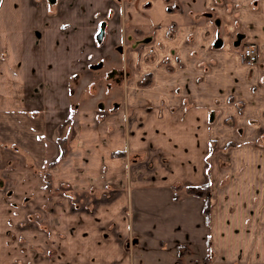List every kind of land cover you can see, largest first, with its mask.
<instances>
[{
    "label": "crops",
    "instance_id": "crops-1",
    "mask_svg": "<svg viewBox=\"0 0 264 264\" xmlns=\"http://www.w3.org/2000/svg\"><path fill=\"white\" fill-rule=\"evenodd\" d=\"M187 7L0 0V264H264V0ZM125 17L177 24L172 72L150 69L151 85L111 111L72 103L80 71L125 52ZM197 187L208 218L184 190ZM88 188L90 209L77 208Z\"/></svg>",
    "mask_w": 264,
    "mask_h": 264
},
{
    "label": "rangeland",
    "instance_id": "rangeland-1",
    "mask_svg": "<svg viewBox=\"0 0 264 264\" xmlns=\"http://www.w3.org/2000/svg\"><path fill=\"white\" fill-rule=\"evenodd\" d=\"M203 1L205 0H191L189 4L191 7L184 5L187 7L184 9L187 10L191 8L196 10ZM132 10L135 12L136 9ZM136 15L148 21V15L143 11V8H137ZM129 18L125 17V21L122 20L121 24L125 35L120 43H122L125 52L120 55L116 48L113 47V49L109 50V55L100 56L93 60L92 64L94 65L98 63L99 60H102L103 65L100 69L92 70L87 68L85 71H80L78 80L73 87L75 96L73 98L71 97L72 103H78L79 106L91 105L94 106L97 111H99L97 105L103 103L105 111H111L113 110L114 102L119 101L122 103L132 95V91L139 88L138 92L141 93L143 87H149L151 85L150 83L153 78L152 74L149 72L150 69L156 73V71L163 66L167 69H165L167 72H172L171 66H169V51L173 48L170 47L169 44L171 41L170 39L174 37L177 24L173 23L170 24L167 29L164 28L163 30L156 31L157 27H153L151 24H133ZM200 22H196V24ZM237 25L240 27L243 26L238 23ZM224 32L225 29H221V35H224ZM224 36H227L228 39L231 37V41L235 40V35L228 32ZM148 37L152 38L151 42L144 43ZM111 42L114 41L106 39L104 45H109ZM232 47V44L229 46L226 45V49H231ZM120 72L123 73L122 76ZM228 100L233 102L230 98ZM126 107L129 112L134 111L133 105H128ZM239 111H242V109L239 108ZM57 144L59 149H62L58 142ZM255 144L257 147L259 145H264V142L259 140ZM63 147L66 148V145H63ZM215 149L214 145H212L209 156L212 155L211 152H214ZM225 158L226 156L224 155L223 160ZM72 198V202L77 208L90 209V188L74 191V197ZM95 202L96 201H94V203ZM190 261L191 264H198L200 262L193 259H190Z\"/></svg>",
    "mask_w": 264,
    "mask_h": 264
},
{
    "label": "trees",
    "instance_id": "trees-1",
    "mask_svg": "<svg viewBox=\"0 0 264 264\" xmlns=\"http://www.w3.org/2000/svg\"><path fill=\"white\" fill-rule=\"evenodd\" d=\"M57 142L62 147V149L60 148L61 150L60 155H59V158H60L66 153V148L63 147V145H65V139H59ZM51 164H53V162ZM45 179H46V190L50 191L51 187L49 185V176L46 175ZM185 191L188 194L197 195L203 198V201H204L203 213L206 216V218H208L209 207H210V194H209V190L207 189V187L206 188L205 187L190 188V189H185ZM203 262L205 264H209V261L206 258L204 259Z\"/></svg>",
    "mask_w": 264,
    "mask_h": 264
},
{
    "label": "built area",
    "instance_id": "built-area-1",
    "mask_svg": "<svg viewBox=\"0 0 264 264\" xmlns=\"http://www.w3.org/2000/svg\"><path fill=\"white\" fill-rule=\"evenodd\" d=\"M242 55L247 63H255L258 61V52L255 45H245L242 51Z\"/></svg>",
    "mask_w": 264,
    "mask_h": 264
},
{
    "label": "flooded vegetation",
    "instance_id": "flooded-vegetation-1",
    "mask_svg": "<svg viewBox=\"0 0 264 264\" xmlns=\"http://www.w3.org/2000/svg\"><path fill=\"white\" fill-rule=\"evenodd\" d=\"M120 1H122V0H120ZM166 3H167V6L168 7H173V6H175V7H181V8H183L184 7V5L185 6H189V4L191 3V0H166ZM215 21H217V22H219L218 20H215ZM122 72H120V75L122 76Z\"/></svg>",
    "mask_w": 264,
    "mask_h": 264
},
{
    "label": "water",
    "instance_id": "water-1",
    "mask_svg": "<svg viewBox=\"0 0 264 264\" xmlns=\"http://www.w3.org/2000/svg\"><path fill=\"white\" fill-rule=\"evenodd\" d=\"M96 38L98 39V41H100V40H101V33L97 34ZM241 39H242V35L239 34V35L236 37V41L233 43V45H234V46H238V45L240 44ZM148 40H149V39H147L146 41H148Z\"/></svg>",
    "mask_w": 264,
    "mask_h": 264
}]
</instances>
